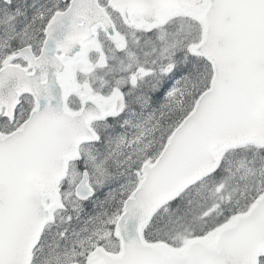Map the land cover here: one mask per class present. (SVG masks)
<instances>
[{"label": "snow or ice", "instance_id": "obj_1", "mask_svg": "<svg viewBox=\"0 0 264 264\" xmlns=\"http://www.w3.org/2000/svg\"><path fill=\"white\" fill-rule=\"evenodd\" d=\"M0 264H264V0H0Z\"/></svg>", "mask_w": 264, "mask_h": 264}]
</instances>
